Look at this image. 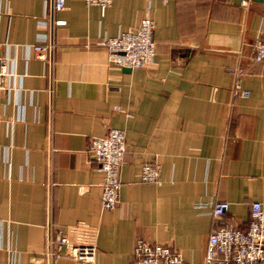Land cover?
<instances>
[{"label":"crops","instance_id":"obj_1","mask_svg":"<svg viewBox=\"0 0 264 264\" xmlns=\"http://www.w3.org/2000/svg\"><path fill=\"white\" fill-rule=\"evenodd\" d=\"M0 0V264H82L48 253L67 233L90 264H136L141 238L204 260L216 201L243 227L264 206V63L253 59L264 0ZM156 22L147 68L112 63L98 43ZM63 22H58V21ZM46 35L49 59L33 45ZM243 69L235 96L234 71ZM244 91V93H242ZM126 131L117 207H101L91 139ZM159 167L142 181L143 165ZM69 250L62 246V252Z\"/></svg>","mask_w":264,"mask_h":264},{"label":"built area","instance_id":"obj_2","mask_svg":"<svg viewBox=\"0 0 264 264\" xmlns=\"http://www.w3.org/2000/svg\"><path fill=\"white\" fill-rule=\"evenodd\" d=\"M84 1L87 4L99 6L103 12L113 3V0ZM243 2L247 3V0ZM65 4L66 0H53L55 11L62 10ZM155 28V20L147 15L142 18L136 28L128 29L116 36L105 37L98 44L107 49L110 61L120 67L147 68L153 63L156 55ZM42 37L40 42L33 45V48L38 52L39 57L48 60L52 47L47 43L46 35ZM253 49V59L264 63V12L260 31L253 42ZM7 62L8 58L2 55L0 50V89L3 87L2 82L5 76L10 73ZM234 74V91L235 96H238L242 88L243 69L237 68ZM90 152L104 175L101 207L104 210L114 209L119 203L120 172L127 152L126 131L121 128H110L106 135L93 137ZM158 170L159 167L152 163L144 164L141 180L144 182L156 180ZM229 206L230 203L223 200L216 201L212 206L211 213L215 226L209 234L205 258L202 262L185 261L171 246L152 244L139 238L133 251L136 264H264L263 203L260 201L252 203L250 221L243 227L234 226L228 221ZM64 245H67L69 250L62 252ZM96 250L93 243H72L67 233H63L56 249L52 248L48 254L55 259L65 254L82 264H90L95 259Z\"/></svg>","mask_w":264,"mask_h":264},{"label":"water","instance_id":"obj_3","mask_svg":"<svg viewBox=\"0 0 264 264\" xmlns=\"http://www.w3.org/2000/svg\"><path fill=\"white\" fill-rule=\"evenodd\" d=\"M128 68V67H127ZM127 70H130V68H128Z\"/></svg>","mask_w":264,"mask_h":264}]
</instances>
